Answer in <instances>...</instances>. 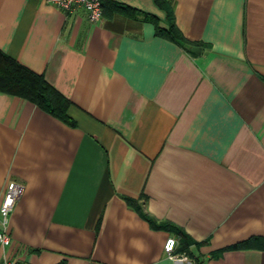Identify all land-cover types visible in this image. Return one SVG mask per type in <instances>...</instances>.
Returning <instances> with one entry per match:
<instances>
[{"label": "crops", "instance_id": "0c3cea01", "mask_svg": "<svg viewBox=\"0 0 264 264\" xmlns=\"http://www.w3.org/2000/svg\"><path fill=\"white\" fill-rule=\"evenodd\" d=\"M164 1L90 24L0 0V51L76 123L0 91V202L22 189L0 264H187L179 233L199 264H264V0Z\"/></svg>", "mask_w": 264, "mask_h": 264}, {"label": "trees", "instance_id": "16d2710c", "mask_svg": "<svg viewBox=\"0 0 264 264\" xmlns=\"http://www.w3.org/2000/svg\"><path fill=\"white\" fill-rule=\"evenodd\" d=\"M155 2L160 7H163L165 3L164 0H155ZM114 7L118 12L130 17H135L137 14L135 10L130 9L127 6L115 4ZM172 38H177L182 44L193 45L182 38L177 32L172 34ZM0 91L25 99L65 124L71 127L76 126V123L68 114L70 107L69 100L49 84L43 76L30 71L1 51ZM127 201L132 206H136L132 200L127 199ZM179 235L181 236V239L178 241L176 253H185L192 263L199 264V260L193 257L188 251L191 242L185 237V235L181 233H179Z\"/></svg>", "mask_w": 264, "mask_h": 264}, {"label": "built area", "instance_id": "2783aa9c", "mask_svg": "<svg viewBox=\"0 0 264 264\" xmlns=\"http://www.w3.org/2000/svg\"><path fill=\"white\" fill-rule=\"evenodd\" d=\"M47 4L61 10L66 16L84 12L90 24L100 23L103 20V6L106 0H44ZM21 186L15 182H8L2 201L0 202V248H6L11 244L8 234V223L11 212L21 194ZM178 240L170 237L164 244L166 256L176 262L191 263L185 253H176ZM4 264H12L5 261Z\"/></svg>", "mask_w": 264, "mask_h": 264}, {"label": "water", "instance_id": "95a60500", "mask_svg": "<svg viewBox=\"0 0 264 264\" xmlns=\"http://www.w3.org/2000/svg\"><path fill=\"white\" fill-rule=\"evenodd\" d=\"M191 50H192V52H200V48H198V47H192L191 48Z\"/></svg>", "mask_w": 264, "mask_h": 264}]
</instances>
